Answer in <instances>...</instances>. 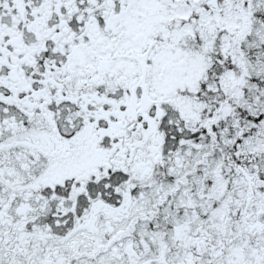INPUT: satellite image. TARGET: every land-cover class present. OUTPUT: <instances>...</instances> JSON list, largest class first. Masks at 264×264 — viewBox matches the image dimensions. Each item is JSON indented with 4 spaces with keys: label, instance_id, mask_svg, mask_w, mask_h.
Masks as SVG:
<instances>
[{
    "label": "snow or ice",
    "instance_id": "1",
    "mask_svg": "<svg viewBox=\"0 0 264 264\" xmlns=\"http://www.w3.org/2000/svg\"><path fill=\"white\" fill-rule=\"evenodd\" d=\"M0 264H264V0H0Z\"/></svg>",
    "mask_w": 264,
    "mask_h": 264
}]
</instances>
